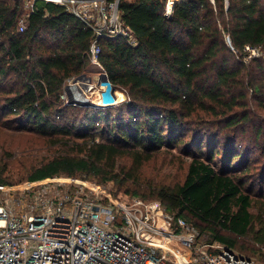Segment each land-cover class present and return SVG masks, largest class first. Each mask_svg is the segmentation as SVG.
<instances>
[{
    "label": "trees",
    "instance_id": "trees-1",
    "mask_svg": "<svg viewBox=\"0 0 264 264\" xmlns=\"http://www.w3.org/2000/svg\"><path fill=\"white\" fill-rule=\"evenodd\" d=\"M166 2L120 0L122 19L137 44L103 37L99 58L108 81L126 91L129 100L118 116L112 107L86 112L77 126L62 120L61 96L67 80L91 63L94 31L64 7L37 2L20 32L24 1L0 0L3 116L20 117L27 123L25 129L41 136L87 138L78 155L54 157L27 180L56 175L106 178L107 169L114 171L116 158L126 150L139 167L177 141L191 122L197 126L191 129L193 137L201 146L208 142V153L204 156L201 147L194 155L184 183L175 189L176 202L165 208L204 225L202 233L207 228L213 239L232 249L236 239L221 231L235 237L252 235L264 248V207L251 211L254 201L237 176L251 169L245 162L251 151L237 150L236 130L224 133L248 124L264 149V124L237 111L243 104L247 112L250 97L264 108V0H176L171 17L164 15ZM248 45L260 48L262 55L246 61ZM12 80L16 88L7 89ZM205 117H221L220 132L211 131L208 124L213 122ZM224 154L225 166L217 169L214 158ZM235 160L239 162L233 166ZM3 174L1 170L0 184L9 183Z\"/></svg>",
    "mask_w": 264,
    "mask_h": 264
},
{
    "label": "built area",
    "instance_id": "built-area-1",
    "mask_svg": "<svg viewBox=\"0 0 264 264\" xmlns=\"http://www.w3.org/2000/svg\"><path fill=\"white\" fill-rule=\"evenodd\" d=\"M23 1L20 32L37 2L62 6L93 30L91 63L100 64L103 37L137 44L122 19L120 0ZM175 3L167 0L165 16H172ZM245 51L246 61L262 53L249 45ZM206 239L161 201L113 198L86 177L56 175L19 186L0 184V264H255L216 242L211 249Z\"/></svg>",
    "mask_w": 264,
    "mask_h": 264
},
{
    "label": "rangeland",
    "instance_id": "rangeland-1",
    "mask_svg": "<svg viewBox=\"0 0 264 264\" xmlns=\"http://www.w3.org/2000/svg\"><path fill=\"white\" fill-rule=\"evenodd\" d=\"M83 76L84 78L76 81L78 77ZM16 85L17 82L12 80L7 85V89L16 88ZM73 85L79 87L83 99L75 100V93L71 90ZM66 86H69L70 89L66 90ZM66 86L63 93L66 97L65 99L61 98L63 103L61 108L65 113L62 115V120L67 123H77V126L84 120L86 112L106 110L112 107L114 116H118L129 100L126 91L119 88L114 89L101 64L88 63L81 74L67 80ZM255 102L257 99L250 97L247 112L242 110L243 104L239 106L237 111L240 115L245 113L252 115L254 123L264 124V108ZM2 103L0 98V108ZM55 119H57L56 115ZM204 119L213 122L208 124L211 131L220 132L223 127V124L220 123L221 117H205ZM247 125L242 128L239 126L235 129H225L224 133L234 134L232 131L236 130L239 134L237 150L245 152L248 148L251 151L248 159L245 160L246 165L251 166V169L248 172H240L237 176L245 184V193H248L254 201V207L251 208V211L258 213L260 207H264L263 140L255 138L254 129ZM24 126H27V123L20 117L12 114L4 117L0 111V171L4 172L3 177L10 185L19 186L28 181V175L35 168L49 162L54 157L65 154L78 155L82 144L87 141V138H78L73 135L41 136L33 130L25 129ZM195 127H197L196 124L189 122L177 141L155 153L150 160L144 161L139 167L132 154L129 153L130 151L126 150L124 154L116 158L114 171L107 169L106 178L92 175L90 180L107 188L112 193L113 198L121 200L134 197H143L142 199L146 200L157 199L166 206L169 202H176L175 189L184 183L194 155L200 154L199 149L201 147H203L204 156L208 153V142L205 140L201 146L200 141L193 137ZM223 135L219 140L221 143L223 142ZM100 139L97 138L98 141ZM214 159L213 163L217 169L224 168L225 154ZM237 162L239 161L235 160L233 166L237 165ZM259 217H262V214ZM189 222L193 223L199 230L205 227L201 224L196 225L190 219ZM203 233L211 234L207 228L203 230ZM221 234L235 238L236 247L232 249L216 241L210 235L207 236L206 242L211 249L216 242L219 248L232 250L240 256L252 259L255 264H264V248L254 242L252 235L235 237L226 231H221Z\"/></svg>",
    "mask_w": 264,
    "mask_h": 264
},
{
    "label": "bare ground",
    "instance_id": "bare-ground-1",
    "mask_svg": "<svg viewBox=\"0 0 264 264\" xmlns=\"http://www.w3.org/2000/svg\"><path fill=\"white\" fill-rule=\"evenodd\" d=\"M71 90L73 91V93H75V96H76V98L75 99H83V96H82V94L79 92V87L78 86H72L71 87Z\"/></svg>",
    "mask_w": 264,
    "mask_h": 264
},
{
    "label": "water",
    "instance_id": "water-1",
    "mask_svg": "<svg viewBox=\"0 0 264 264\" xmlns=\"http://www.w3.org/2000/svg\"><path fill=\"white\" fill-rule=\"evenodd\" d=\"M82 78H84V76L83 77H78L77 78V80L76 81H79L80 79H82ZM70 89V87L69 86H66V90H69ZM115 89V88H114ZM76 100V99H75ZM77 101V100H76ZM79 101V100H78Z\"/></svg>",
    "mask_w": 264,
    "mask_h": 264
}]
</instances>
